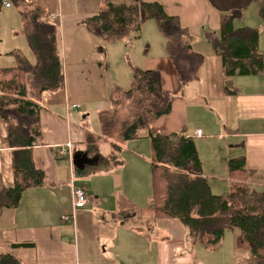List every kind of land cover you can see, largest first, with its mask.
Wrapping results in <instances>:
<instances>
[{
	"label": "crops",
	"instance_id": "0c3cea01",
	"mask_svg": "<svg viewBox=\"0 0 264 264\" xmlns=\"http://www.w3.org/2000/svg\"><path fill=\"white\" fill-rule=\"evenodd\" d=\"M25 1L40 7L41 19L58 29L64 86L58 92L45 91L41 95L43 144L32 148V159L35 167L44 173V184L28 189L15 210L2 213L0 253L15 255L21 264H200L195 259L200 248L192 245L189 230L180 221L153 218L145 213L130 215L121 222L117 215L119 199L124 197L144 211L152 200V189L140 196L146 191L148 172L144 176V165L136 160L142 183L136 186L131 182L132 194L121 193L125 170L120 153L130 146L134 157L147 156L148 164L152 165L155 154L149 133L182 134L195 142L201 175L209 182L212 194L228 192V160L240 156L244 157L247 169L258 175L251 183L264 186V63L257 75L228 77V88L233 92L226 94L221 58L202 37L204 29H220V15L215 7L207 0H142L158 2L167 15L178 17L191 34L192 48L204 55L205 62L196 80L174 100L170 113L153 120L149 129L139 130L138 138L121 144L115 152L110 142L100 136V128L85 126L87 119H98V113L111 106L108 97L115 87L126 90L130 86L123 89L124 84L116 73L113 82L110 81L107 72L112 43H104L82 23L97 13L104 0ZM6 2L10 6L3 3L0 11V58L12 59L4 67L16 65L15 55L10 56L15 50L33 62L28 45L12 41L24 36L19 32L18 9L12 2ZM255 4V10L245 12L235 25L257 28L259 50L264 54V19L259 12L260 4ZM50 15L52 19L48 18ZM147 21L140 27L139 38ZM5 40L8 42L4 43ZM142 57L139 64L132 66L158 69L163 90L179 95L178 79L167 56L165 39L157 44L149 42ZM121 65L124 64H118L116 69ZM124 79L129 82L123 71ZM73 104L77 107L73 108ZM0 128H3L0 182L9 185L13 183L11 150L1 123ZM197 130L202 133L199 137L195 135ZM67 143L72 147L70 154L68 150L61 154ZM73 185L87 194L89 201L82 208H73ZM72 211L74 220H62L64 215L70 217ZM237 235L235 230L234 240ZM12 243H33L34 247L12 248ZM235 250L240 264H246L249 253Z\"/></svg>",
	"mask_w": 264,
	"mask_h": 264
},
{
	"label": "trees",
	"instance_id": "16d2710c",
	"mask_svg": "<svg viewBox=\"0 0 264 264\" xmlns=\"http://www.w3.org/2000/svg\"><path fill=\"white\" fill-rule=\"evenodd\" d=\"M10 1L18 9L20 33L27 41L33 62L12 51L16 65L0 67V122L11 150L13 183L0 182V218L5 210H15L23 194L44 184V173L32 159V148L42 145L40 128L41 95L55 93L64 86V74L59 54L58 29L41 19L43 11L25 0ZM219 12L220 29H204L202 37L221 58L225 93L232 75H257L263 70L264 54L259 50V30L236 26L249 6L259 3L264 19L263 0H207ZM95 15L82 23L104 43L138 36L147 20L156 22L165 39V49L178 79L179 95L162 88L158 69L145 70L132 66L128 89L115 87L109 94L111 106L98 113L100 136L110 142L116 152L120 145L138 138L139 130L149 129L153 120L170 113L172 104L184 88L195 81L204 64V55L190 44L191 34L176 16H169L158 2H101ZM155 161L151 165L152 200L146 209L137 208L128 199L120 198L118 217L121 222L131 216L148 213L153 218L180 221L189 230L195 247L206 250L217 247L226 230H237L236 244L249 253L246 264H264V186H256L258 178L248 170L244 157L228 160L230 178L228 192L211 193L208 181L201 174L195 142L182 134L150 132ZM121 162V161H120ZM12 248H33V243H12ZM0 264H21L15 255L0 253Z\"/></svg>",
	"mask_w": 264,
	"mask_h": 264
},
{
	"label": "rangeland",
	"instance_id": "374dc122",
	"mask_svg": "<svg viewBox=\"0 0 264 264\" xmlns=\"http://www.w3.org/2000/svg\"><path fill=\"white\" fill-rule=\"evenodd\" d=\"M255 7H256V4L253 3L252 6L250 8H248V10L246 12H253L255 10ZM246 17L249 18L250 16H245V18ZM156 28H157L156 22L153 19H150L147 21L146 24L143 25V30H142L140 38H139V36H137V37L131 36L128 39L129 42H127V40L124 41V39L120 40V41H116V42H111L112 43L111 44L112 46L110 48V54L111 55H110V59L108 62V72H107V76H108V78H110V81L112 80V82H113V78H114L115 73H116V76L124 84V86L122 88L123 89L128 88V86L130 85L129 84L130 79L132 77V70L130 67L132 64H139L141 62V60L143 59V57H142L143 50L147 46V44L149 42H151L153 44H155V43L157 44V43H161V41H164V39H163L164 36H162ZM12 41L15 44L22 41V43L24 45H26V46L28 45L26 39L22 36L19 37L17 40L13 39ZM7 42H8V40L4 41V43H7ZM10 56L13 57L12 54ZM10 59H12V58L11 57H6V58L1 57L0 58V67H4L5 66L4 64L11 61ZM118 64H124V65H121L120 68L116 69V66ZM123 71H124V74H125V72L127 74V77L129 79L128 83H126L127 81H125V79L123 80ZM87 120H88L87 125H85V126L89 125L92 128H94L96 126L99 129V126H98L99 125L98 124L99 119L92 117L91 119H87ZM2 133H3V128H0V135H2ZM3 141H4V139H3ZM130 141H132V140H130ZM127 142H129V141H127ZM120 158L124 161L122 166H124V170H125L124 171L125 185L123 182L121 189H120L121 193L124 194L125 192H127L128 194L129 193L132 194L133 189H132L131 182H133L134 185H136V186L138 184L142 183V178L138 175L140 173H137V171H136V166H135L136 160L137 161L140 160L141 161L140 163H142L144 165V176L148 172L147 177H146L147 188H146V191H144L142 194H140V196L145 195L147 193V191L151 192V189H152L151 185L152 184L150 182V177H151L152 173H151V165L148 164L149 163V159H148L149 157H147V156L134 157L133 153L130 151V146H127L126 149L122 153H120ZM146 160H148V161H146ZM232 233H235L234 229L233 230H230V229L226 230L222 240L220 241L219 245L217 246V248L215 250H213V249L212 250L211 249L206 250L204 248L197 250V253L195 255L196 256L195 259H197L198 263H200V264H205V263L206 264H240V259L236 255L235 249H238V250L240 249V251H243V252H245V251L237 246L236 239L235 240L233 239ZM236 258L238 261H236ZM200 260H202L203 263Z\"/></svg>",
	"mask_w": 264,
	"mask_h": 264
},
{
	"label": "built area",
	"instance_id": "2783aa9c",
	"mask_svg": "<svg viewBox=\"0 0 264 264\" xmlns=\"http://www.w3.org/2000/svg\"><path fill=\"white\" fill-rule=\"evenodd\" d=\"M4 5L6 7L10 6V4L6 1H4ZM48 18L52 19V15H50ZM129 42V41H127ZM73 108L77 107V105L73 104L72 105ZM201 130H197L195 132V135L196 136H201ZM71 147V144L70 143H67L65 145V147H62L61 149V154L62 153H67V150L69 151ZM0 149H1V142H0ZM71 151H69V154H70ZM72 197H73V208L76 209V208H82L84 207L87 203H88V197H87V194L86 192L84 191V189L80 188V187H77V186H74L73 185V189H72ZM75 212L72 211V213L70 214V217L69 216H62V220H74V214Z\"/></svg>",
	"mask_w": 264,
	"mask_h": 264
},
{
	"label": "water",
	"instance_id": "95a60500",
	"mask_svg": "<svg viewBox=\"0 0 264 264\" xmlns=\"http://www.w3.org/2000/svg\"><path fill=\"white\" fill-rule=\"evenodd\" d=\"M75 160V158L73 159V161Z\"/></svg>",
	"mask_w": 264,
	"mask_h": 264
}]
</instances>
